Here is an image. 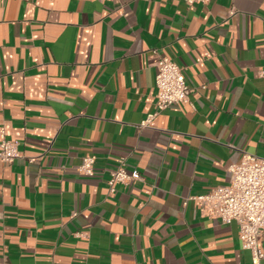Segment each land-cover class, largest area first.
<instances>
[{
    "label": "crops",
    "instance_id": "obj_1",
    "mask_svg": "<svg viewBox=\"0 0 264 264\" xmlns=\"http://www.w3.org/2000/svg\"><path fill=\"white\" fill-rule=\"evenodd\" d=\"M161 56L193 91L143 125ZM263 71L264 0H0V264H251L193 197L264 157Z\"/></svg>",
    "mask_w": 264,
    "mask_h": 264
},
{
    "label": "built area",
    "instance_id": "obj_2",
    "mask_svg": "<svg viewBox=\"0 0 264 264\" xmlns=\"http://www.w3.org/2000/svg\"><path fill=\"white\" fill-rule=\"evenodd\" d=\"M188 5L208 3L211 0H184ZM155 86L157 89L156 112L142 122L146 125L158 111L189 102L193 89L186 80L184 70L167 56L156 63ZM264 72V71H263ZM21 142L9 138L4 130L0 133V158L12 163L21 156ZM95 158L85 156L77 170L81 174H94ZM231 177L226 185H219L206 193L194 196L202 211L223 223L236 222L244 248L251 253V264H263L264 250L259 239L264 234V157L245 152L241 160L229 167ZM142 179L139 170L128 171L120 160L118 168L108 179L109 190L115 191L119 184L129 185Z\"/></svg>",
    "mask_w": 264,
    "mask_h": 264
}]
</instances>
